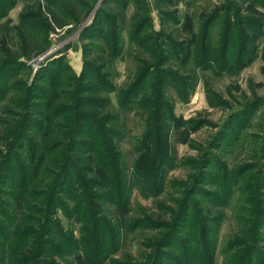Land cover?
Returning a JSON list of instances; mask_svg holds the SVG:
<instances>
[{
    "label": "rangeland",
    "instance_id": "374dc122",
    "mask_svg": "<svg viewBox=\"0 0 264 264\" xmlns=\"http://www.w3.org/2000/svg\"><path fill=\"white\" fill-rule=\"evenodd\" d=\"M205 31L209 37L201 48ZM225 40L231 62L221 58ZM203 54L208 60L201 63ZM146 68L150 73L131 95L133 109H121L123 93ZM159 76H167L159 89L166 101L160 141L169 157L161 170L167 171L164 178L160 174L152 187L142 178L138 184L134 171L152 154L148 139L154 140L155 132L149 134L147 101L158 90ZM56 93L58 114L46 141V161L34 185L27 186L17 214L12 197L19 177H30L33 159L41 154L31 145L41 144L45 100ZM79 112H85L77 115L82 129L94 119L114 127L117 122L108 119L117 116L125 134L115 145L127 170L128 204L119 210L102 201L105 219L101 217L98 236L104 256L98 261L91 257L90 245L97 232H90V226L84 230L75 216L81 198L68 183L61 208L48 218L41 209L46 202L37 197H50L59 167L69 156L67 130ZM90 116L93 120L83 119ZM18 132L24 139L13 149ZM84 150L74 149L81 159L87 156ZM95 172L106 180L103 169ZM77 179L74 172L68 176L74 184ZM196 179L200 194L190 198ZM144 185L150 196L140 194ZM256 186L263 192L260 199L252 189ZM7 191L13 192L11 199ZM88 192L94 193L88 189L79 195ZM185 201L191 218L177 228L165 258L156 260ZM198 208L213 220L208 237L213 264H238L243 244L251 245L256 230L252 264L264 262V0H0V237L2 230L3 237L10 235L13 223L24 216L23 231L32 233L25 256L37 253L36 243L45 237L34 264H113L127 258L131 264H198L199 237L188 229ZM42 218L40 228L36 222ZM45 224L47 233L42 234ZM116 229L119 241L112 236ZM10 246L0 241V257Z\"/></svg>",
    "mask_w": 264,
    "mask_h": 264
},
{
    "label": "trees",
    "instance_id": "16d2710c",
    "mask_svg": "<svg viewBox=\"0 0 264 264\" xmlns=\"http://www.w3.org/2000/svg\"><path fill=\"white\" fill-rule=\"evenodd\" d=\"M227 33V32H226ZM209 35L208 32H204L203 37V43L200 45L201 48H204L206 45V41L208 39ZM226 37V35L224 36ZM226 48V40L223 42L222 52H221V58L222 60H229L231 62V58H227L226 54L228 51ZM206 54H203L201 56V63H204L208 60V58H205ZM219 58V57H218ZM225 60V62H226ZM147 70L144 72V70L141 71L140 75L134 80V82L130 85V87L123 93L122 98H120V108L123 110L133 109L129 105L131 102V95L138 90L139 86L142 84L144 79L146 78V75L150 73V68H146ZM147 72V73H146ZM158 74L162 75L161 71L159 70ZM164 76L160 78L158 77L157 83L154 84V87H157V91H155V94L153 97H151L147 103L149 106V111L147 112V120L149 121V134L152 132H155L154 140L149 138L148 140L152 141V148L150 150L152 151L151 157H149L148 161L145 163L144 166L140 167L135 170L136 162L133 164V171L137 173L136 181L139 184V179L142 178V180L146 181L150 186L154 187L156 186L157 181L160 179V174L164 178L165 173L163 174L164 170L161 172L162 168L164 167V163L167 162V159L169 156L164 155L162 153V142L160 141L161 131L163 128V120H164V113L163 109L166 106V101L164 96H162V91H159L160 87L163 84V81H165ZM171 78V77H170ZM135 90V91H134ZM154 92V91H153ZM58 99V95L53 94L46 98L44 108L46 110V113L43 115V124H45L44 127H42L43 133L42 138L40 140L41 144H38L36 146H33L31 144H28V146L31 145V147H34V149H38L41 154H38L33 159V162L31 164V171L28 174L26 171L24 173L28 174L30 177L26 179V176L21 175L19 177V180L17 182V188H15L16 192L12 197V202L14 204L13 209L17 214L22 213V204L24 198L28 195V192L26 191L27 186L32 187L34 185L35 179L38 175V173H41L46 161L45 158V152H48L50 146H48L46 141L50 138V135L53 133V128L55 125L54 119L56 117L55 111L56 107L55 103ZM133 107V106H132ZM71 113V112H69ZM80 114H74L72 125L70 128H68L67 132H69V139L67 142V149L68 155L66 158L67 160H64L63 163L59 167V173L56 175V178L54 180V185L52 192L50 194V197H47L46 194L40 193L38 194V199L42 200L43 202H46V207L41 208L43 211L45 210L43 218L50 217V214L53 213V211L56 208H61L60 202L64 199L63 198V192L66 190L64 189L65 184L68 183L69 188H72L73 191L76 192V195L81 198L80 205L76 206L74 205V213L75 216H78V221L83 222L85 225L84 230L86 226H90V232H97L96 240H90L91 244H94L92 246L91 251V257L98 261L100 257L104 256L101 253L102 251V240L99 238V233H101V227H102V201H105L106 203H109V205L115 207L116 209L123 210L126 208L128 204L129 194L130 191L128 189V176H126V166L123 159H121V153L117 149V145H115V141L122 140L125 137L124 132L121 129V125L119 123V117H109V120H114L117 122L114 127H107L102 124V120H99V123L95 122V119L93 120L90 116V118H83V119H92L93 122L90 124L88 129L84 128L82 129L81 124L79 122L76 123L77 115H83L85 112H79ZM60 114V111H59ZM62 114V112H61ZM63 115V114H62ZM89 115V114H86ZM102 119V118H101ZM107 121V122H108ZM107 122H105L107 124ZM103 125V126H102ZM229 127V122H227L224 126V130L227 131ZM90 130V131H89ZM223 130V131H224ZM88 132V137L85 138V140H80L81 137L79 135H83L85 132ZM22 132H18L15 137L12 139L13 143L12 147L19 148V142H22L24 139V135ZM123 134V137H122ZM153 134V133H152ZM85 135V134H84ZM25 146V144L23 145ZM74 149H85L84 151L87 152V156H83L82 159L77 157L75 154ZM135 149H138V145L135 146ZM36 159V160H35ZM35 160V162H34ZM212 159H209L205 161L207 165H210ZM10 161V160H9ZM69 164L71 165L69 167ZM206 165V166H207ZM5 167H11V163L8 165L6 164ZM11 169V168H10ZM102 171V169L107 174L106 180L101 179L98 175L97 170ZM73 172L78 174V179L76 180V183L74 184L72 180H68L69 175H73ZM3 173V172H2ZM203 173V172H202ZM260 174L263 173V170L261 169ZM13 174V173H12ZM3 175V174H2ZM11 176L7 173L6 168V178L10 179ZM3 179V181L5 180ZM152 181V183H150ZM163 181V179H162ZM5 183V182H4ZM201 181L199 179H196L193 183L192 189L190 190V194L192 195L190 198L196 196L197 194H200L199 190V184ZM147 186L144 185V188L140 190V194L144 197L150 196V194H146L150 191L149 188H146ZM94 191L88 192V194L79 195V193L82 191ZM252 189H255V196L260 199L261 194L263 193L262 190L258 189V187H254ZM97 190V191H95ZM101 191V192H100ZM144 191V192H143ZM4 193V192H3ZM9 194H13L11 191H7V194H5L8 198L10 197ZM86 195H89L91 199H89ZM97 195V196H96ZM96 196V197H95ZM77 197V198H79ZM95 197V198H94ZM11 199V198H9ZM48 199V201H47ZM66 201V200H65ZM127 202V203H126ZM188 201L184 202V206L179 210V213L175 217V222H173L174 226L171 227L169 230L166 231L164 234V240L162 248L159 247L158 251L159 254L156 258L158 260V257H161L162 259L165 258V248L168 246V242L171 240V238L175 235V232L178 230L177 228L180 227V225L187 219L191 218L190 214H188V209H186V204ZM76 209V210H75ZM200 208L195 209L192 211V219L190 222V225L188 229L194 231L192 232V235H198L199 239L196 240V244L199 245V255L201 257V260L198 262V264H213L211 262L210 257V243L208 240L209 234L211 232V224L213 223L212 217H204L203 211H199ZM83 213V214H81ZM85 215H88L90 217V220H86ZM22 216V215H21ZM39 219L36 223L41 227L43 222ZM105 219V217H102ZM25 217L22 216L21 218L17 219L15 224V229L12 225V232L10 235L3 237L5 235V230H2V237H0V241H3L4 243L11 244L10 250L8 253H3L0 257V264H34V260L37 258V253L40 254L42 250L44 249V240L45 237L41 235V239L38 241L37 246V253L35 250L30 251V255L25 256L24 250L28 249V246H30L32 239H29L32 237V233H28L25 230L23 231L22 226V220H24ZM82 221H81V220ZM27 220V219H26ZM197 220V222H196ZM133 222V221H132ZM130 222V224H132ZM145 222V221H144ZM257 222L256 219L254 221ZM138 223V224H137ZM136 226H141L143 223L136 222ZM46 227H44L45 231H42V234L45 232L47 233L48 225L45 224ZM1 228V226H0ZM39 228V229H40ZM257 228V227H256ZM22 229V230H21ZM109 230H113L115 228H112L110 225L108 227ZM258 229V228H257ZM24 233H23V232ZM89 232V233H90ZM1 236V235H0ZM112 236L114 238H117L119 241L120 234L118 233V229L114 230L112 233ZM190 237L193 239V237L190 235ZM99 238V239H98ZM253 241L251 245H245L243 244L244 250H242V256L238 257V264H252L253 257L256 254V244L257 239L259 238V235L257 233V230L255 231V235H253ZM256 239V243L254 242ZM100 241V242H98ZM254 242V243H253ZM76 244L80 245V242H76ZM255 244V245H254ZM195 245V244H194ZM196 246V245H195ZM242 246V245H241ZM36 248V247H35ZM5 252V251H4ZM155 260V264H156ZM36 262V261H35ZM88 262V261H87ZM132 259L127 258L126 261H116L113 262V264H131ZM88 264H94L93 262H88ZM96 264V263H95ZM102 264V263H101ZM106 264V263H103ZM192 264V263H189ZM259 264V263H258ZM260 264H264L260 263Z\"/></svg>",
    "mask_w": 264,
    "mask_h": 264
},
{
    "label": "bare ground",
    "instance_id": "6f19581e",
    "mask_svg": "<svg viewBox=\"0 0 264 264\" xmlns=\"http://www.w3.org/2000/svg\"><path fill=\"white\" fill-rule=\"evenodd\" d=\"M75 54V53H74ZM74 62V61H73Z\"/></svg>",
    "mask_w": 264,
    "mask_h": 264
}]
</instances>
